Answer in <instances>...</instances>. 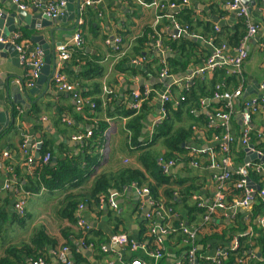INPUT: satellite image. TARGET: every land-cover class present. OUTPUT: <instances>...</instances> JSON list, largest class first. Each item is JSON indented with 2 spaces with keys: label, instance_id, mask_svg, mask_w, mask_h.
Masks as SVG:
<instances>
[{
  "label": "crops",
  "instance_id": "0c3cea01",
  "mask_svg": "<svg viewBox=\"0 0 264 264\" xmlns=\"http://www.w3.org/2000/svg\"><path fill=\"white\" fill-rule=\"evenodd\" d=\"M48 1L51 0H19L20 4L27 6L22 10L27 11L30 22H34L36 19L42 20L43 6ZM64 1V7L59 15L54 17L57 18L64 13V19L53 21V17H49L51 24L41 26L38 30L21 26L14 31L20 35L16 44L14 43L15 48L12 50L10 48L0 49V118L5 121L3 125H8V128L0 135V234H3L8 240L14 239L16 241L24 238L23 236L31 237L34 226H43L46 233L50 237H55L60 244L66 240L62 230L66 233L71 231L68 235L69 238L73 240L81 254L91 264H111L113 262L115 264H130L136 258L141 259L144 264H191L188 259L191 247L195 248L193 264H199L197 256L205 258L206 256H213L219 248L232 249L238 236L248 232L253 233L255 228L259 230L255 233L264 237V230L260 225L264 211L260 208L256 214L251 216L252 203L247 208L236 206V202L240 201L244 195L240 199L232 197L233 195L226 197V193L222 189L226 185L224 184L225 180L216 179L223 171L221 167L216 168L214 166L221 165L223 158L225 159L221 148L226 144V141L223 139L214 140V137L208 139L202 130L196 129L194 136L184 146L183 153L175 154L174 165L166 174L171 175L173 179L186 180L184 186H197L189 203L201 202V205L198 203L197 205L205 207V211L208 206L215 203L217 192L222 194L220 200L222 207H217L214 214L211 215L212 222L218 226L216 231H221L225 225L232 228L235 225L232 223L234 220L247 226L243 232L234 231L231 240L211 239L209 241L211 248L207 249L204 254H197L203 249V246L199 244L197 232L193 241H190L187 240L188 237L184 233L180 232L179 227L183 225L192 229L196 228L195 226L198 224H188L189 217L185 208L170 206L168 208L172 211V218L169 219L168 225L180 231L177 230L162 237V257L148 256L150 250L147 247V241L140 242L139 240L145 225L143 222H148V233L153 237L152 245L155 247L157 234L151 233V227L160 226L164 224V221L158 213L153 214L150 219L146 218L147 212L144 210L149 208V212L151 208L146 204L145 196H140L137 193V187L134 184L124 188L122 192H118L114 188L110 189L106 199L101 197L104 202L99 208H91L89 200L85 197L80 203L84 205L83 209L79 211L76 208L75 210L77 219L74 223L59 216L58 204L63 196L70 191L79 192L88 189L98 173L115 171L125 165L140 167L136 161L138 151L136 147L128 143L130 132L126 128L127 117L123 115L125 109H133L131 94L145 86L155 89L159 93L169 91L171 85L177 86L179 89L183 88L179 83L169 85L167 83L168 77L160 76L163 69L167 71L168 58L164 57L165 53L171 54L169 58L180 57L178 52L163 48L161 44L162 35L171 40H178L181 36L192 40L198 44L194 51L197 55L200 50H203L210 56L218 48L213 45L210 37L205 38L199 32L200 28L194 33H189L186 26L181 27L175 20L174 14L183 8L190 9L194 19L202 22V24H209L214 32L227 29L231 36L235 35L236 32H242L241 27L237 29L241 16L236 10L233 11L228 7L230 0H188L187 4L183 5L180 4L181 0L176 4H180L176 12H171L173 8L167 6L168 0H89V4L86 3L87 0H84L76 28L74 27L75 0ZM241 2L248 11V15L244 17L247 25L256 24L258 26L256 33L243 42L247 57L239 70L242 87L237 89L241 90V95L229 102L223 101V104L229 107L228 111L225 112L227 119L222 120L218 117L209 121L213 126L225 123L227 132L223 137L227 136L230 139L238 135L244 126L241 107L238 108L239 104L253 98L264 97V0H241ZM68 3L71 5L70 9L69 6L66 8ZM0 8L2 9L0 18L3 20L0 23L1 36L6 29L5 26H7L6 23L10 16L21 8L12 0H0ZM22 25H27V22H23ZM7 27L9 28V26ZM245 28L247 31V26ZM51 29H54L52 33L50 32ZM148 29H151L152 33H148ZM14 32H10L11 35ZM76 32L81 34L83 40V44L79 48L83 51V56H97V62L102 67L96 70L92 66V72L89 73L91 77L88 78H83L79 72L88 67L86 62L84 66L82 65L83 67H81L82 63L80 64L76 59L60 62L56 53L57 44L72 46V38ZM8 36L7 38H9ZM52 36L54 45L51 44ZM35 39L41 40V46ZM116 39L120 40L117 50L111 43ZM137 42L140 47L142 46L138 54L125 56L129 48ZM16 45L23 46L27 54H30L35 48L40 50L39 47L44 51L43 54L40 50L44 66L41 67L39 81L36 82V79L32 87L26 86L29 79L28 69L19 60ZM221 45L224 47L223 54L225 56H232L235 53L234 49L237 46H230L227 43ZM129 52L131 53L130 50ZM52 54H54L55 60L52 58ZM124 57H128L127 61L124 60L126 65L122 63ZM204 61L199 65L191 63L188 70L184 72L186 73L185 77L193 76ZM228 69L234 71L232 68L228 67ZM54 72L62 73L68 81L77 84L76 88L79 94L85 95L83 97L84 104L81 107H78L68 91H61L55 87L52 81ZM176 75L172 74L171 77L178 80ZM207 75L211 76V71ZM48 77L49 82L47 83ZM141 81L143 84L139 86ZM169 96V101H171L173 97L170 93ZM93 97H98L100 100L98 110L93 108L94 106L92 107L95 102L89 103ZM219 100L215 98L214 104H218ZM151 101L153 102V111L141 121V132L138 137V141L141 143L150 140L149 128L152 123L156 119H163L165 116L160 99L153 96ZM209 103L210 100H203L200 112L212 116V111L208 107ZM87 104L91 110L87 113L82 112L81 109ZM217 109L213 107L214 112L223 113ZM99 121H104L107 126L103 132V144L98 150L99 160L97 164L82 177L83 179L79 177L70 182H64L63 187L53 191L43 188L39 192L31 194L25 206L26 210L30 211V215L22 225L17 222L13 223L10 218L8 219L9 214L14 212V203L17 197L26 192L22 190L21 180H16L15 175L8 173L5 163L8 162L10 168H18L22 173H32L37 170L39 150L44 138H51L54 152L58 153L59 151L65 155L72 152V154L77 155L84 150L85 142L83 139L73 140L72 137L77 134H85ZM249 124L250 128L259 133L264 132V115H256ZM260 141L264 142V138L261 137ZM239 144L244 149L245 158L249 152L241 140H239ZM156 150L160 154L164 152L161 144L156 145ZM93 151L96 152V148ZM4 152L7 153L6 157L3 156ZM36 152L38 153L37 157ZM80 157L82 158V156ZM53 158L54 161H52ZM56 158V155L50 157V165L56 163ZM244 158L241 165L247 162ZM40 159L42 162V158ZM255 159L257 157L252 156L248 162L251 163ZM227 160L229 165L226 164L223 169L227 172H232L241 166L234 165L229 158ZM75 181H80V183L74 185ZM162 188L160 187L159 190L161 191ZM109 197L114 199V209L107 202ZM227 199L232 202L230 205L227 203ZM165 200L164 196H161L157 203L166 207ZM224 201H226V206ZM109 211L113 212L120 223L116 224L111 220L108 215ZM4 213H9L6 219L3 216ZM79 219L87 224L88 229L85 230L78 225ZM22 228L26 229V233H21L20 229ZM91 228L109 237V241L102 244L106 247L107 253L103 257V261L100 262L94 256L95 247L92 244L84 245L82 238L76 239L75 237L79 230L86 232ZM4 230L5 232H3ZM116 235H125L126 242L123 244L113 242L111 238ZM132 243L138 246L135 250L131 247ZM60 247L62 246L59 245L58 248ZM258 249V247L252 248L247 263L261 262L260 264H263L264 255H260ZM55 250L46 247L48 259L44 258V260L48 264H60L54 254ZM68 255L70 258V251ZM23 264H32V261L24 257Z\"/></svg>",
  "mask_w": 264,
  "mask_h": 264
},
{
  "label": "trees",
  "instance_id": "16d2710c",
  "mask_svg": "<svg viewBox=\"0 0 264 264\" xmlns=\"http://www.w3.org/2000/svg\"><path fill=\"white\" fill-rule=\"evenodd\" d=\"M179 1L181 0H168V3L176 2L175 4H177ZM174 17L181 27H187L189 33H194L195 30L198 31V28H200L199 32H201L205 38L210 37L213 45L216 47L221 46L223 43H227V45L230 46H238L239 41L246 34L245 27L247 26V22L243 17L240 18V22L237 27V29L241 27L242 32H236L233 36L227 32V29H221L214 32L209 24H202V22L194 19L190 9L183 8L177 11L174 14ZM148 33H152L151 29H148ZM161 44L163 48L180 54L179 58L167 59V72L170 75L184 73L188 70L191 63L199 65L209 56V53H206L203 50H200L198 55L194 53L198 44L183 36H181L178 40H171L169 37L166 38L162 35ZM141 47L137 42L129 48L131 53L128 50L125 56H128L129 54V56L137 55L141 50ZM128 57H124L122 59V63L125 65L126 62L124 60L127 61ZM96 58L98 57L95 55L84 57L81 49H74L71 57V59H76V61L80 64L82 63L81 67L85 65V62L88 64V67H86L84 71H79L81 72V76L83 78L91 77L89 73L92 72V66L96 70L102 68L98 64ZM206 73L208 74L209 72L194 74L189 85L183 87L182 89H179L174 85L170 86L169 92L173 99L162 104L165 116L159 123H156L152 127V131L149 136L150 140L147 142H139L138 137L141 132V121L153 111V102L151 99H153L154 95H149V97L143 101L139 111H136L135 109H125L123 115L127 117L126 128H128L130 132L128 135V143L129 145L136 147V150L138 151L136 161L140 167L125 165L119 167L115 171L100 172L95 176L88 189L79 192L66 191L67 193L58 204L59 216L74 223L77 219L75 210L77 206L82 203L85 197L89 200L91 208H99L101 205L99 199L101 197L106 199L110 189L114 188L118 192H122L124 188L134 184L137 188L146 186L150 198L155 202H159V198L164 196L166 199V207L181 206L187 210L189 217L188 224H198L195 227L197 235L199 236V244L203 246V249L197 254H204L207 249L211 248L209 244L211 239L224 238L229 241L233 237L232 234L234 231H245L247 226L239 221L236 222V220L232 222L235 224L232 228L225 225L224 229L216 231L218 226L212 222L213 220L205 221L203 219L205 215V207L198 206V202L195 204L189 203L191 195L197 186H184L186 180L173 179L171 175L164 173L157 164V159L160 157L163 159H173L176 153H183L185 150L184 146L190 138L194 136L195 129L202 130L208 139L216 136L217 139L220 140L223 138V135L226 134L227 128L225 123H219L213 126L209 122L212 118L215 119L220 113H218V111L214 112L213 107L218 108L217 110L222 111L223 113L227 112L229 109L228 106L223 104L224 100L218 99L219 103L214 104V96L220 95L224 92L232 93L237 88L242 87L240 85L241 75L239 72L229 71V69L225 67L215 68L211 71V76H208ZM84 96L85 95L83 94L82 97ZM207 99L210 100L208 107L209 110L212 111V116H208L206 113L200 112L202 110L201 107L203 100ZM91 102H95L93 108L98 110L100 105L99 98L93 97L92 101H89V103ZM245 102L246 101L241 102L238 108L241 107L242 110L245 106ZM90 110L91 108L88 104L81 109V111L85 113ZM261 114L262 112L259 110L251 111L250 121L252 122L256 115ZM106 126L107 124L104 121H99L97 125H93L91 128V135L86 137L87 139H83L85 142L84 150L77 155L72 154V152H69L70 154L66 155L62 154V152L60 153L59 151L58 153L54 152L51 138H44L42 140V146L39 150L38 168L32 173L29 171V173H22L18 168H10L8 166V162L5 163L8 173H12L13 176L15 175L14 177L16 180H21L22 190L27 193L26 204L29 200L28 197L31 194L37 193L43 188L53 191L56 188L63 187L65 185L63 184L64 182H70L71 180L79 177L83 179L82 177L85 176L99 160L98 150L103 144V132L106 129ZM241 132L242 130L238 135L232 137L230 141H226L225 145L227 150L226 152L222 151L225 158H229L233 164L237 166L242 164L244 158V149L239 144V140H241ZM247 137L248 144L259 151L264 157V142L260 141L261 137L264 138V132L259 133L249 127ZM157 144H161L164 148L163 154H160V152L156 150ZM94 148H96V152L93 151ZM45 153H49L50 157L52 155L57 156L56 163L54 165H50V162L45 164L41 162L40 158H42ZM80 156H82V158ZM256 166H260V168L264 169V163H261L260 159L257 158L253 160L247 168V178H249V180L256 187H259V189L255 188V191L258 192L262 189L264 190V170L256 169ZM240 179L241 175H238L234 171L229 172L228 179L224 181V184L226 185L222 188L226 193V197L233 195L232 197L237 199L242 198L244 195V189L243 187L238 186ZM79 183L80 181H75L73 184L77 185ZM160 187H163L161 191L159 190ZM224 203L226 206V201H224ZM227 203L230 205L232 202L227 199ZM251 203L252 216L261 208L260 198L256 195ZM7 214L9 213H4L3 215L5 219ZM29 215L30 211L25 208L23 215L12 212L9 214L8 219L10 218L13 223L17 222L22 225ZM108 215L116 224L118 222L120 223L117 217L114 216L113 212L109 211ZM143 223L145 225L142 229V236L139 237V240L140 242L147 241L148 249L152 250L154 248L152 245L153 237L148 233V222L144 221ZM258 231L259 230L255 228L253 233L248 232L247 234L238 236L237 248L235 249L219 248L225 251V255H219L214 260H208L204 257L200 258L197 256V262L199 264H252L250 262L247 263L250 256L249 253L252 248L258 247L260 255H264V237L259 233H255ZM3 232H5V230ZM62 233L66 236V240L64 243L60 244L55 237H50L46 233L43 226H34V232L31 237L23 236L24 238H20L16 241H14V239L8 240L3 236V234H0V246H2L0 248V264H23L24 257L31 259V261L38 258H42L43 260L44 258L48 259L46 247H50L53 250L56 249L55 251H57L59 249V245L62 247L66 246L69 249L71 253L70 261L72 264H91L81 254L78 246L73 242V240L69 238L68 235L71 231L66 233L62 230ZM75 237L76 239L82 238L84 245L92 244L95 247L94 256L96 260L99 262L103 261V257L106 256L105 254L107 252L102 251L100 246L109 241L108 236L106 237L100 231L91 228L86 232H81L79 230ZM260 263L254 262V264ZM111 264H115V262Z\"/></svg>",
  "mask_w": 264,
  "mask_h": 264
},
{
  "label": "built area",
  "instance_id": "2783aa9c",
  "mask_svg": "<svg viewBox=\"0 0 264 264\" xmlns=\"http://www.w3.org/2000/svg\"><path fill=\"white\" fill-rule=\"evenodd\" d=\"M12 2L15 3L21 9H25L27 7L24 4H20L19 0H12ZM89 2H90L89 0L86 1L87 4H89ZM187 2H188V0H182L180 4H182V5L187 4ZM180 4L176 5L174 3H168L167 6L170 8H175V7H179ZM64 5H65L64 0H51V1H48L47 3L44 4L43 12L48 17L54 18L57 15H59V13H60L61 9L64 7ZM161 6H163V5H161ZM228 7L233 11L236 10L238 12V14L243 18L248 15V11H247L246 7L244 5H242L241 0H230L228 3ZM1 11H2V9L0 8V16H1ZM263 18H264V16H263ZM257 29H258V26L256 24H248L246 34L244 35L243 39L240 41L239 45L234 49L235 53L232 56H225L223 54L224 47H223V45H221L215 50V52L212 55H210L209 57L206 58V60L202 64V66L195 71L196 72L195 74H201L204 72H209V71L214 70L215 68H222V67H225V68L229 67V68H232L234 71L239 72L243 61L247 57V52L244 49V43L243 42L249 36L256 33ZM19 36H20L19 33L14 32V34H12L9 38H6V39L0 38L1 39L0 42L5 43V42L10 41V43L16 44V41H18ZM82 42H83V40H82L81 34L79 32H76L72 38V46H68L66 44H61V45L56 46V53H57V56H58V59L60 60V62L70 61L71 57H72L73 50L79 49L81 47V45L83 44ZM118 42H120L119 39H116L114 42H111L113 44L115 50H117L119 48ZM16 48H17L19 60L23 64H25L27 66V69H28L29 79L26 83V86L32 87V86H34L35 80L39 76L41 67L43 66L42 53L37 48H35L33 51H31L30 54H27L25 52V50L23 49V46L16 45ZM160 76H162V77H169L170 76L171 77L172 75H169L167 73V71L165 69H163V71L160 73ZM192 77L193 76L191 75V76L185 77L184 79L173 80L172 84L179 83L183 87H186L192 81ZM52 81L58 90L68 91L71 94L72 98L75 100L78 107H81V105L84 104L83 103V97L79 94L78 89L76 88V85L68 82V80L66 79V77L62 73L54 72L52 75ZM263 86H264V84H263ZM169 93H170L169 91L159 93L157 90H155V89L153 90V89L145 86L141 90L134 91L131 94V98L133 100L132 108L135 109L136 111H138L141 103L144 100H146L149 97V95H151V94H153L155 97H158L161 101V104H164L170 98ZM240 95H241V90L236 89L232 93L224 92L220 95H215L214 98L223 99V100H226V102H229L233 98H239ZM93 106H94V104H92V107ZM255 110L261 111L262 114L264 115V97H261L258 99L253 98V99H250V100L245 102V106L241 110V114L243 117V125H244L242 128V132H241V143L249 151L255 152V153L262 156V154L259 151H257L256 149L251 147L250 144H248L247 133H248L249 126H250L249 123H250L251 111H255ZM218 117H219V119L221 118L222 120L227 119V115H225V113H219L216 118H218ZM161 119L162 118L156 119L152 123V125L149 128V132L152 131V127L156 123H159L161 121ZM90 135H91V130L87 131L85 134L74 135L72 137V139L73 140H82L86 137H89ZM222 139L225 141H230V138H228L227 136H224ZM214 140H218L216 136L214 137ZM221 150L223 152H226V150H227L226 145L222 146ZM3 156L6 157L7 153L4 152ZM49 160H50V154L45 153V155L42 157V163H44V164L48 163ZM157 164L159 165V167L161 168V170L164 173H168L174 165V160L173 159H163L160 157L157 159ZM226 164L229 165L227 158L223 159L221 165H215L214 166L216 168L221 167V169L223 171L216 178L219 181L226 180L229 177V172L223 170ZM249 166H250V163L246 162L234 170L235 173H237L238 175H241V179L238 182V186L243 187V189H244V196L240 201L236 202V206L247 208L250 205V203L252 202V200L254 199V197L257 195L260 198L261 209L264 211V190L262 189V190L256 192L254 188H251L247 185V179H248L247 178V168ZM255 168L264 170L263 168H260V166H256ZM136 191L138 194H140V196L146 197L145 202L148 205V207L151 208V210H149V212L146 213V216H147L146 218L150 219L153 214L158 213L164 221V224H162L160 226L154 225L151 227V233L157 234V238L155 240L154 249H152V250H150V252H148L149 253L148 256H150V257L154 256L156 258H160V257H162V251H161L162 237L165 234L172 233V232L177 231L179 229L171 228V226L168 225L169 219L172 218V213H171L172 211L170 208L165 207L161 204H158L157 202L152 200L149 197L148 189L146 187H142L139 189L136 188ZM26 197H27V193H22V195L19 194V196L17 197V199L14 203V212H16L19 215L24 214ZM221 199H222V194L220 192H217L215 203L208 206L206 211H205V215L203 217V219L205 221H210L211 215L214 214L216 208L222 207V204L220 202ZM103 202H104V199L101 198L100 199L101 205ZM107 202L112 209L115 208V203H114L113 197H109L107 199ZM198 205H201V202H199ZM83 207H84V205L79 204L77 208L79 211H81L83 209ZM78 225L85 230L88 229L87 224H85V222L82 219L78 220ZM260 225L264 230V215H263L262 219L260 220ZM179 228L181 230V231L180 230L179 231L184 233L188 237L187 240L189 239L190 241H193V239L196 235V228L191 229V228L185 227L183 225H181ZM111 240L113 242L118 243V244H123L126 242L127 238L125 235H116V236L112 237ZM131 247L133 250H135L138 246H137V244L132 243ZM235 248H237V239H236L232 249H235ZM101 249L103 251H106V247L104 245L101 246ZM194 251H195L194 247H191L189 249L188 259H189V262L191 264H193ZM68 253H69V250L67 247H61L57 251L54 252V254L57 256V259H58L60 264H71ZM219 255H225V251L222 249H217L216 253L213 256H210V257L206 256L205 259L214 260ZM32 264H48V263L45 260H43L42 258H38V259L33 260ZM130 264H144V263L141 259L136 258V259H133V261H131Z\"/></svg>",
  "mask_w": 264,
  "mask_h": 264
},
{
  "label": "water",
  "instance_id": "95a60500",
  "mask_svg": "<svg viewBox=\"0 0 264 264\" xmlns=\"http://www.w3.org/2000/svg\"><path fill=\"white\" fill-rule=\"evenodd\" d=\"M94 1V0H93ZM84 2V0H75V5H74V8H75V13H76V15H75V24H74V27L76 28V25H77V23H78V20H79V18H80V16H81V5H82V3ZM69 4V3H68ZM66 5V8L68 7L69 9H70V4L69 5ZM179 8L178 7H175V8H173L172 10H171V12H176L177 10H178ZM29 18H30V16H28L27 15V11H23L22 9H18V12H15L14 14H12L11 16H10V19L7 21V23H6V25L7 26H9V28L7 27V26H5L6 27V29L4 30V32H3V34L0 36V38L1 39H5V38H7V36L8 37H10L11 36V33L10 32H14V31H16V29L17 28H19V27H24V28H28V29H32V30H38L41 26H49L50 24H51V20L49 19V17H47L46 15H44V14H42V20H38V19H36L34 22L33 21H31L30 22V20H29ZM65 18V15H64V13H63V15L62 16H58L57 18H52V20L53 21H55V20H58V19H64ZM3 20H2V18H0V23L2 22ZM23 22H27V25H22V23ZM53 23V22H52ZM72 30V29H71ZM54 31V29H51L50 30V32L52 33ZM175 33H177V31H174ZM54 39H53V36L51 37V44L52 45H54V41H53ZM35 41H38V44H39V46H41V40L39 41L38 39H35ZM60 44V43H59ZM38 46V47H39ZM57 46H58V44H57ZM3 48H10V50H12L13 48H15V45L14 44H12V43H7V42H5V43H2V42H0V49H3ZM40 48V50L43 52V54H44V51H43V49L41 48V47H39ZM169 56H171V54L170 53H165L164 54V57L165 58H169ZM52 58L55 60V56H54V54H52ZM44 66V65H43ZM43 68V67H42ZM42 68H41V70H42ZM40 70V71H41ZM51 73H52V71H51ZM51 73H50V75H51ZM40 75H41V73H39V76H38V78H37V80H36V82H38L39 81V78H40ZM50 75H49V77H50ZM186 76V73H180V74H178V75H176L175 77L176 78H183V77H185ZM49 77H48V79H47V83L49 82ZM173 77H168L167 78V83L170 85V84H172L173 83ZM143 83H142V81L139 83V86H141ZM226 101V100H225ZM204 112H206V110H204ZM5 121H3V120H1V118H0V135H2L3 134V132H4V130L6 129V128H8V125L6 124V125H3V123H4ZM28 143H29V141H28ZM252 147V146H251ZM248 152H249V154L248 155H246V157L244 158V160L245 161H249V158L250 157H257V158H259L261 161H264V157L263 156H261V155H259V154H257V153H255V152H250L248 149H246ZM36 157L38 156V153L36 152ZM55 159L53 158L52 159V161H54ZM247 185L249 186V187H251V188H257V189H259V187H255V185H253V183L249 180V178L247 179ZM145 199H146V197H145ZM148 209L149 208H145V210H144V212H148ZM92 260V259H91Z\"/></svg>",
  "mask_w": 264,
  "mask_h": 264
},
{
  "label": "rangeland",
  "instance_id": "374dc122",
  "mask_svg": "<svg viewBox=\"0 0 264 264\" xmlns=\"http://www.w3.org/2000/svg\"><path fill=\"white\" fill-rule=\"evenodd\" d=\"M20 230H21V233H26V229L25 228H22Z\"/></svg>",
  "mask_w": 264,
  "mask_h": 264
}]
</instances>
